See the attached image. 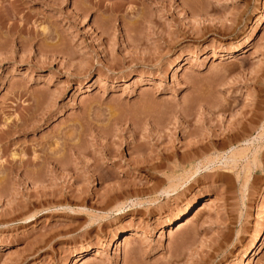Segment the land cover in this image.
<instances>
[{"label": "rangeland", "instance_id": "374dc122", "mask_svg": "<svg viewBox=\"0 0 264 264\" xmlns=\"http://www.w3.org/2000/svg\"><path fill=\"white\" fill-rule=\"evenodd\" d=\"M76 263L264 264V0H0V264Z\"/></svg>", "mask_w": 264, "mask_h": 264}, {"label": "bare ground", "instance_id": "6f19581e", "mask_svg": "<svg viewBox=\"0 0 264 264\" xmlns=\"http://www.w3.org/2000/svg\"><path fill=\"white\" fill-rule=\"evenodd\" d=\"M43 31H45V30H43ZM46 32V31H45ZM48 32V31H47ZM46 34H49V32L48 33H46ZM51 35H52V33H51ZM212 57H213V55H211ZM250 121H252V120H250ZM243 125V124H242ZM236 127V126H235ZM240 127V126H239ZM233 130L232 131H234V128H232ZM236 129V128H235ZM238 129H241V128H238ZM244 129H245V127H244ZM243 128H242V130H244ZM230 130H231V128H230ZM229 130V131H230ZM246 130V129H245ZM244 130V131H245ZM237 132H239V130H237ZM229 133V132H228ZM231 134V133H230ZM232 135V134H231ZM239 135V134H238ZM230 137V136H229ZM212 140V139H211ZM211 140H210V142H205V144L204 145H196V143H195V145H190V147L188 148V150H186V151H184L183 153L182 152H180V155L179 156H177L178 157V161L179 162H177V161H175L176 159H172L173 161L172 162H174L173 163V165L171 166V167H169L168 169H169V171L168 172H166V173H164V175H165V177H166V182H167V185L165 186V188L163 187L162 189H160V194L162 195V194H165V195H169V193L170 192H174V191H176L180 186H181V184L183 183L182 182V180L186 177V175H188V176H193V175H196L202 168H208V166H209V164H213V163H215L216 161H220V159H222V158H224V161H225V163L226 164H228L230 161H233V160H235V157L237 156H239V154H238V152L236 153V151L234 150V149H230L229 150V152L226 154V156L225 157H223L222 155H220V154H217V153H212V154H210V155H207V156H205V157H203V159H199L198 160V157H197V155L198 154H200V151H201V149H204V148H206L207 147V149H209V148H213L212 147V145H213V141L211 142ZM207 141V140H206ZM223 141H225V140H222V143H223ZM195 142V141H194ZM201 143V142H200ZM203 143V142H202ZM229 144V143H228ZM189 145V144H188ZM210 146V147H209ZM209 147V148H208ZM176 147H174V149H175ZM173 149V150H174ZM175 152H178V151H176L175 150ZM173 153V154H168V153H166V154H168V156H166L167 158L169 157H173V158H176V153ZM163 154H165V153H163ZM237 154V155H236ZM201 155V154H200ZM202 156V155H201ZM141 157V156H140ZM136 158V157H135ZM139 158V157H138ZM157 157H155V159H156ZM158 158H159V156H158ZM169 158H168V161H169ZM163 159H164V157H160V159H159V162L157 163V161H156V163H153L152 162V164L150 165H146V168H147V166H148V169H150V170H153L157 165H160V167H162L163 165L161 164V163H163ZM135 160V159H134ZM140 160V163L142 162V163H147L148 161H147V159L145 160L144 158H141V159H139ZM139 160H138V162H139ZM150 161V160H149ZM167 161V162H168ZM256 160H254V162H255ZM135 162V161H134ZM180 162H187V164L186 165H182ZM164 164H166V163H164ZM138 165V164H137ZM140 165V164H139ZM138 165V166H139ZM162 165V166H161ZM167 165H169V163L167 164ZM135 166H136V164H135ZM134 165H133V168L135 167ZM141 166H143V165H141ZM140 166V167H141ZM187 167H190V169L189 168H187ZM135 168H139V167H135ZM144 168V171H145V167H143ZM186 168H187V170H188V172H187V170H186ZM141 169V168H140ZM158 169H159V166H158ZM162 169V168H161ZM177 169H181L182 170V172H183V174L181 175V174H179L178 172H177ZM135 170V169H134ZM147 170V169H146ZM156 170V169H155ZM142 171V170H141ZM154 171V170H153ZM152 171V172H153ZM157 171V170H156ZM172 171V172H171ZM96 172H98V170H96ZM101 172V171H100ZM134 172H136V171H134ZM146 172V171H145ZM159 172V171H158ZM171 172V173H170ZM133 173V172H132ZM149 173V172H148ZM151 173V172H150ZM155 173V172H154ZM98 174V173H97ZM208 174V173H207ZM206 174V175H207ZM149 175V174H148ZM151 175V174H150ZM153 175V174H152ZM155 175V174H154ZM209 175V174H208ZM219 175V174H218ZM205 176V175H204ZM100 177V176H99ZM158 176H156L155 178H157ZM163 178V177H162ZM161 178V179H162ZM102 179H103V177H102ZM196 180V179H195ZM147 181V180H146ZM159 181H160V178H159ZM129 186V185H128ZM153 186V185H152ZM155 187V186H154ZM152 188V187H151ZM119 189V188H118ZM153 189V188H152ZM155 189V188H154ZM122 190V189H121ZM120 190V191H121ZM150 190V189H149ZM148 190V191H149ZM113 191H116V190H113ZM134 191V190H133ZM145 191H147V189L145 190ZM153 191H156V190H153ZM122 192H123V190H122ZM128 192V191H127ZM135 192L137 193V191L135 190ZM144 192V191H143ZM152 191H150V193H151ZM158 192V193H159ZM115 193V192H114ZM116 193H118V192H116ZM133 193V192H132ZM147 193H149V192H147ZM149 193V194H150ZM140 194V193H139ZM142 194V193H141ZM140 194V197L139 196H135L136 198H135V200H130V203L132 204V206L133 205H140L141 206V204H143L144 202L146 203V202H149L148 204H150L151 202H153L154 200H155V198H152V199H144V198H142L141 195ZM146 194V193H145ZM157 194V193H156ZM143 195H144V193H143ZM159 195V194H158ZM148 196V195H147ZM157 196V195H156ZM158 198V197H157ZM159 199V198H158ZM156 201V200H155ZM154 201V202H155ZM127 202V201H126ZM153 202V203H154ZM122 204V203H121ZM119 205L117 208L115 207V213L116 214H118V213H121L120 211L123 209V207H124V205ZM126 205H127V203H125ZM146 205V204H145ZM204 205H206L205 203H203V205L201 206L202 208L204 207ZM128 206V205H127ZM131 206V207H132ZM134 207V206H133ZM200 207V208H201ZM207 207V206H206ZM205 207V208H206ZM136 208H138V207H136ZM140 208V207H139ZM144 208H146V207H144ZM147 208H149L148 206H147ZM199 208V209H200ZM114 209V208H113ZM129 209V208H128ZM143 209V208H142ZM150 209H152L151 207H150ZM154 209V208H153ZM198 209V210H199ZM124 210V209H123ZM122 210V211H123ZM136 210V209H135ZM138 210V209H137ZM136 210V211H137ZM146 210H148V209H146ZM197 210V212H200V210L198 211ZM202 210V209H201ZM150 211V210H149ZM202 213V212H201ZM183 214V213H182ZM197 214L198 213H196V216H197ZM181 215V214H180ZM194 216H195V214H193ZM199 215V214H198ZM103 217V216H102ZM185 218V217H184ZM188 218V217H187ZM186 218V219H187ZM185 219V221H187ZM189 219V218H188ZM184 220V219H183ZM183 220H182V222H183ZM181 222V221H180ZM179 222V226H176L177 228H179L182 224ZM191 222V221H190ZM187 223H189V222H187ZM184 225L186 224L185 222L183 223ZM175 225H177V224H175ZM132 233H133V231H132ZM134 233H135V235L137 234V232H135L134 231ZM133 233V234H134ZM132 236V235H131ZM134 236V235H133ZM131 240H132V238H131ZM130 242V235H125V236H123V241H122V244H124V245H127L128 243ZM213 249V248H212ZM214 250V249H213ZM214 252V251H213ZM84 257V256H83ZM86 257V256H85ZM82 260V259H81ZM83 260H84V258H83ZM81 262V261H80ZM76 264H78V263H76Z\"/></svg>", "mask_w": 264, "mask_h": 264}]
</instances>
